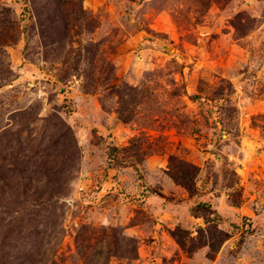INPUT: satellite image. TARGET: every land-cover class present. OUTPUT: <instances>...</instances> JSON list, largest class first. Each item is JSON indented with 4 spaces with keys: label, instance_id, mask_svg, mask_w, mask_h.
Returning <instances> with one entry per match:
<instances>
[{
    "label": "rangeland",
    "instance_id": "374dc122",
    "mask_svg": "<svg viewBox=\"0 0 264 264\" xmlns=\"http://www.w3.org/2000/svg\"><path fill=\"white\" fill-rule=\"evenodd\" d=\"M0 264H264V0H0Z\"/></svg>",
    "mask_w": 264,
    "mask_h": 264
}]
</instances>
